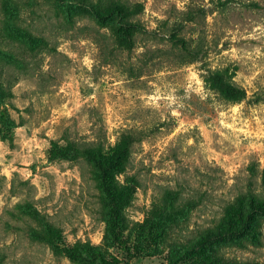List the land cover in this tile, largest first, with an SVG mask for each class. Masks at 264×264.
Wrapping results in <instances>:
<instances>
[{
    "label": "rangeland",
    "instance_id": "374dc122",
    "mask_svg": "<svg viewBox=\"0 0 264 264\" xmlns=\"http://www.w3.org/2000/svg\"><path fill=\"white\" fill-rule=\"evenodd\" d=\"M124 1L143 5L129 48L109 27L68 21L66 6L14 0L17 21L43 38H0L11 51L0 60L11 92L0 107V264H264L261 213L212 250L193 247L238 195L264 204V0ZM224 67L245 98L205 86L206 70ZM121 133L134 141L115 178L138 185L112 209L90 160L51 150L106 149ZM112 210L126 228L107 231Z\"/></svg>",
    "mask_w": 264,
    "mask_h": 264
},
{
    "label": "trees",
    "instance_id": "16d2710c",
    "mask_svg": "<svg viewBox=\"0 0 264 264\" xmlns=\"http://www.w3.org/2000/svg\"><path fill=\"white\" fill-rule=\"evenodd\" d=\"M46 1L66 6L70 12L68 13V21L73 19L72 12H74L77 15L93 20L99 26L109 27L116 36L120 34L124 35V45H127L128 48L132 45L131 33L134 31V28L140 26L137 15L143 10L141 3L124 0ZM2 3L4 14L0 19V38H23L24 41L22 42L24 43L31 42L33 38H43V36L34 34L30 28L22 26L21 22L17 21L19 18V8L14 3V0H3ZM38 48L36 47L33 52ZM10 53L11 51L0 47V60L5 61V58L9 57ZM235 71V68L230 67L207 69L203 78L204 84L207 88L217 92L224 100L237 101L243 99L246 97V90L235 83ZM10 95V90L0 81V107L4 98ZM133 141L134 139L131 134L121 133L112 145L106 146V149L103 148L100 142L67 141L63 146H59L54 142L51 157H65L63 155L72 154V158L76 155H82L90 160L98 169L96 177H98L101 190L108 198L109 203L113 205L112 209H114L118 202V192L120 191L129 197L133 187L138 185V180L133 176H130L129 180L127 178V184L122 185L115 178L114 173L126 168ZM59 152L62 153L60 156H57ZM122 199L125 200L123 195ZM245 204L247 207L246 212L244 211ZM232 209L234 211L233 216L230 215ZM225 211V224L219 220L215 222V225L204 228L201 234H199L197 241L193 244V247H195L194 251L207 252L213 249L212 245L216 241L247 231L254 215L256 213L264 214V204L262 200L258 199V196L256 197L255 194L248 193L247 196L238 195L234 204L226 206ZM108 223L106 226L107 231L124 229L128 225L127 218L119 216L115 210H112L111 214L109 213ZM200 251L198 253H201ZM200 261H204V258Z\"/></svg>",
    "mask_w": 264,
    "mask_h": 264
}]
</instances>
